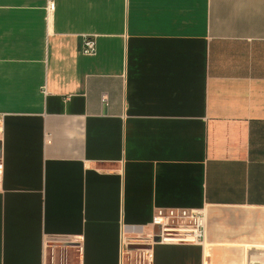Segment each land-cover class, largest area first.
Wrapping results in <instances>:
<instances>
[{"label":"crops","instance_id":"crops-1","mask_svg":"<svg viewBox=\"0 0 264 264\" xmlns=\"http://www.w3.org/2000/svg\"><path fill=\"white\" fill-rule=\"evenodd\" d=\"M54 2L0 0V264H130L158 208L206 236L153 264H264V0Z\"/></svg>","mask_w":264,"mask_h":264},{"label":"built area","instance_id":"built-area-1","mask_svg":"<svg viewBox=\"0 0 264 264\" xmlns=\"http://www.w3.org/2000/svg\"><path fill=\"white\" fill-rule=\"evenodd\" d=\"M55 8L54 0H48L47 10L52 12ZM83 53L93 56L97 53L96 41L86 36L83 45ZM2 117L0 116V124ZM3 173V165L0 160V177ZM153 228L158 227L159 231L154 232L146 242H125V252L130 264H153V245L156 243H187L203 245L205 242V216L202 212L187 208H158L153 217ZM160 241H156L155 238ZM145 245L142 248L132 249V244Z\"/></svg>","mask_w":264,"mask_h":264},{"label":"water","instance_id":"water-1","mask_svg":"<svg viewBox=\"0 0 264 264\" xmlns=\"http://www.w3.org/2000/svg\"><path fill=\"white\" fill-rule=\"evenodd\" d=\"M156 229V228H155ZM157 229H158V231H159V228L157 227ZM156 232H157V230H156ZM155 240L158 242V241H160V239L157 237V238H155ZM143 246H145V245H142V244H132L131 246H130V248H132V249H136V248H142Z\"/></svg>","mask_w":264,"mask_h":264}]
</instances>
